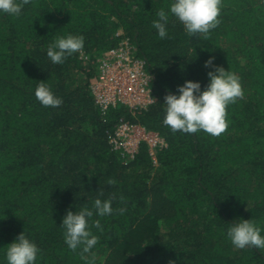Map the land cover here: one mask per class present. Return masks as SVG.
Returning a JSON list of instances; mask_svg holds the SVG:
<instances>
[{
	"label": "trees",
	"instance_id": "trees-1",
	"mask_svg": "<svg viewBox=\"0 0 264 264\" xmlns=\"http://www.w3.org/2000/svg\"><path fill=\"white\" fill-rule=\"evenodd\" d=\"M170 2L31 0L19 16L0 14V264L22 231L40 249L37 264H264V250L226 238L235 219H251L264 235V0H221L206 38H190L170 17L161 39L151 25ZM68 34L83 35L84 47L53 64L46 50ZM125 37L153 75V101L101 113L90 91L98 59ZM209 57L239 77L244 96L227 106L219 136L173 133L163 124L164 96L185 80L203 90ZM42 81L59 107L35 98ZM120 118L165 146L152 156L142 142L123 158L108 143ZM112 197L114 214L89 220L97 246L70 250L66 211Z\"/></svg>",
	"mask_w": 264,
	"mask_h": 264
},
{
	"label": "clouds",
	"instance_id": "clouds-1",
	"mask_svg": "<svg viewBox=\"0 0 264 264\" xmlns=\"http://www.w3.org/2000/svg\"><path fill=\"white\" fill-rule=\"evenodd\" d=\"M31 0H0V14L19 16L25 5ZM221 12V0H171L167 10L164 8L156 12L157 19L152 21V27L159 38L168 37V24L170 17H174L182 25L188 36L198 37L204 34L205 38L210 30L219 24L218 17ZM84 47L83 35L57 37L47 48L46 55L53 64H62L74 53ZM207 72V86L201 90L199 81L185 80L177 86L175 93L169 92L164 96V126L175 133L195 134L203 131L212 136H219L228 127L226 108L229 104L242 99L244 91L235 73L226 71L221 66L214 65V57L204 62ZM34 96L44 107L56 108L62 104V99L56 96L50 86L43 81L34 90ZM147 107V106H145ZM114 184V180H109ZM96 198L91 208L85 206L78 211H66L61 221L64 241L67 247L82 253H89L99 242L89 226L93 216L105 217L114 214L112 200ZM126 209H119L123 214ZM92 227L103 231L99 219L92 221ZM226 238L237 249L255 247L264 250V235L258 224L251 219H235L229 223ZM40 249L22 231L4 250L6 264H37Z\"/></svg>",
	"mask_w": 264,
	"mask_h": 264
},
{
	"label": "built area",
	"instance_id": "built-area-1",
	"mask_svg": "<svg viewBox=\"0 0 264 264\" xmlns=\"http://www.w3.org/2000/svg\"><path fill=\"white\" fill-rule=\"evenodd\" d=\"M152 80L153 75L146 69L144 60L134 54V47L125 37L119 46L99 57L90 91L101 113L117 105L130 110L145 108L153 101ZM142 142L152 156L156 148L165 146L156 132L123 118L118 120L108 139L111 149L119 151L125 159L133 158Z\"/></svg>",
	"mask_w": 264,
	"mask_h": 264
}]
</instances>
